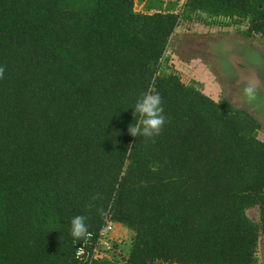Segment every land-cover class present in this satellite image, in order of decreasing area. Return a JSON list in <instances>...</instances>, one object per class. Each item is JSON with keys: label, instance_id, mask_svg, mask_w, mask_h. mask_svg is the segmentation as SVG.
<instances>
[{"label": "trees", "instance_id": "obj_1", "mask_svg": "<svg viewBox=\"0 0 264 264\" xmlns=\"http://www.w3.org/2000/svg\"><path fill=\"white\" fill-rule=\"evenodd\" d=\"M195 17L264 43V0H0V264H78L77 215L130 233L82 264H260L261 123L162 65ZM144 93L154 139L128 132Z\"/></svg>", "mask_w": 264, "mask_h": 264}, {"label": "flooded vegetation", "instance_id": "obj_2", "mask_svg": "<svg viewBox=\"0 0 264 264\" xmlns=\"http://www.w3.org/2000/svg\"><path fill=\"white\" fill-rule=\"evenodd\" d=\"M250 38L242 33L239 37L234 35L226 37V34H224L214 37L211 42L204 40L198 48L195 44L186 43L189 46L186 47L188 56L193 54L201 60L204 59V65L213 75L212 81L219 88L222 87L224 93L239 96L240 99H236L231 103L237 108H246L248 111L251 109L247 104L254 94L255 98H262L261 101L255 104L256 106L264 102V52L252 44ZM257 55L262 58V61L256 66L250 61ZM253 79L257 82L256 85L251 84L250 80L253 81ZM228 97L225 100L230 103ZM253 116L260 123H264V117L255 114Z\"/></svg>", "mask_w": 264, "mask_h": 264}, {"label": "rangeland", "instance_id": "obj_3", "mask_svg": "<svg viewBox=\"0 0 264 264\" xmlns=\"http://www.w3.org/2000/svg\"><path fill=\"white\" fill-rule=\"evenodd\" d=\"M198 17H195L194 21L184 20L181 24L176 28L173 32L172 36L169 39V44L164 53V59L162 65H167V70H170L171 66H178L179 74L186 79L187 81L195 82L202 92L209 96L211 99L218 101L220 99L230 98V103L236 99H240L236 94L230 95L228 93H224V89L212 81L213 75H211V71L204 65V59L193 56L190 54L188 56L186 49L189 47L187 44H192L198 48L204 40L211 42L214 37L219 35L226 34V37L229 35L240 36V30L243 29L242 26H219V25H206L202 21H198ZM252 44H254L259 50L264 52V43L259 36H254L250 38ZM187 43V44H186ZM187 47V48H186ZM168 58V61L165 62V59ZM182 72V73H181ZM186 72V74H185ZM215 73V72H212ZM252 85H256L257 82L251 81ZM232 98V100H231ZM232 104V103H231ZM233 107L237 108L232 104ZM242 109V108H237ZM249 112V111H248ZM253 115V114H252ZM257 116V115H256ZM258 139L264 142V123H261V128L257 134ZM248 216L257 221L258 220V208H250L247 210ZM125 228L123 232L118 233V238L125 242H128L130 239L129 231L125 232ZM259 248L257 250V258H259L260 264H264V236L261 238L259 242ZM117 252V251H116Z\"/></svg>", "mask_w": 264, "mask_h": 264}, {"label": "clouds", "instance_id": "obj_4", "mask_svg": "<svg viewBox=\"0 0 264 264\" xmlns=\"http://www.w3.org/2000/svg\"><path fill=\"white\" fill-rule=\"evenodd\" d=\"M4 69L0 67V77L3 76ZM134 114L139 117L137 123L130 124L128 132L134 137H144L154 139L159 136L165 117L163 115L162 97L158 93H144L140 96L134 107ZM70 233L76 240L86 237L88 226L86 217L77 215L70 221Z\"/></svg>", "mask_w": 264, "mask_h": 264}, {"label": "built area", "instance_id": "obj_5", "mask_svg": "<svg viewBox=\"0 0 264 264\" xmlns=\"http://www.w3.org/2000/svg\"><path fill=\"white\" fill-rule=\"evenodd\" d=\"M175 67L179 69L177 65ZM116 226L117 223L110 220L106 221L94 243H92L90 240L92 238V234L88 233L87 238L77 246L75 251V258L78 264L85 263L92 260L93 258L106 256L113 252V240L119 239L112 236V233L115 231Z\"/></svg>", "mask_w": 264, "mask_h": 264}, {"label": "water", "instance_id": "obj_6", "mask_svg": "<svg viewBox=\"0 0 264 264\" xmlns=\"http://www.w3.org/2000/svg\"><path fill=\"white\" fill-rule=\"evenodd\" d=\"M253 58L254 59H251L250 62L256 66L259 65L258 63L262 61V58L259 55H257L256 57H253ZM261 100H262V98H260V99L255 98V94H254L253 98L250 99V101L247 104V106L250 107V109H251L249 111L250 114H255V115L264 117V102L257 105V106L255 105L257 102H259ZM243 110L248 111V110H246V108Z\"/></svg>", "mask_w": 264, "mask_h": 264}, {"label": "crops", "instance_id": "obj_7", "mask_svg": "<svg viewBox=\"0 0 264 264\" xmlns=\"http://www.w3.org/2000/svg\"><path fill=\"white\" fill-rule=\"evenodd\" d=\"M176 30V29H175ZM124 226H122V225H120V224H117V226H116V228H115V231L112 233V236L114 237V238H118L119 236L121 237V235L119 234L118 235V233H119V231L120 232H123V230H124ZM126 229V228H125ZM126 231H128L127 229L125 230V232Z\"/></svg>", "mask_w": 264, "mask_h": 264}]
</instances>
